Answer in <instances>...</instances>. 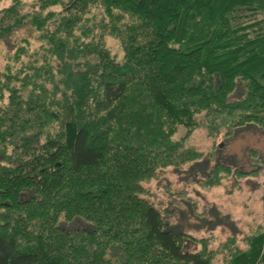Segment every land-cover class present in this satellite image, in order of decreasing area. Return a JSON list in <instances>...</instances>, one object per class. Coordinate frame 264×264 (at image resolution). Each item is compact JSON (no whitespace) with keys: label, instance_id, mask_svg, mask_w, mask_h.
Wrapping results in <instances>:
<instances>
[{"label":"trees","instance_id":"1","mask_svg":"<svg viewBox=\"0 0 264 264\" xmlns=\"http://www.w3.org/2000/svg\"><path fill=\"white\" fill-rule=\"evenodd\" d=\"M6 2L0 37L30 24L39 44L22 39L0 70V264H264V220L245 248L232 235L187 252L144 196L202 156L195 129L264 128V0ZM79 216L95 229L59 225Z\"/></svg>","mask_w":264,"mask_h":264},{"label":"rangeland","instance_id":"2","mask_svg":"<svg viewBox=\"0 0 264 264\" xmlns=\"http://www.w3.org/2000/svg\"><path fill=\"white\" fill-rule=\"evenodd\" d=\"M34 2L29 0L26 10L31 9ZM24 38L34 45L39 44L30 24L0 37V70L7 62V55L13 53ZM108 43L121 57L119 44L113 38H109ZM245 92V83L238 79V86L229 98L236 100ZM198 117L204 123L205 114ZM225 133L223 129L221 133L210 135L205 126L195 129L185 143L203 153L202 156L179 168L163 169L157 178L145 183L144 196L162 213L165 229L184 234V251L202 249L201 239H206L210 248L217 249L232 235H237L240 247L245 248L243 238L264 220V128L249 125L233 130L230 135ZM185 136L186 128L181 127L176 137ZM219 163L229 165L231 171L216 174ZM258 168L260 172L252 175L235 173ZM33 195V190H27L21 198ZM59 225L66 230L95 229L92 222L80 216L71 221L62 218ZM225 255L226 252L220 250L217 262L221 263Z\"/></svg>","mask_w":264,"mask_h":264}]
</instances>
